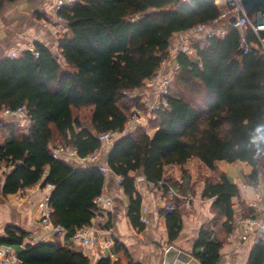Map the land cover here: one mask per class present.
Masks as SVG:
<instances>
[{
  "label": "trees",
  "instance_id": "1",
  "mask_svg": "<svg viewBox=\"0 0 264 264\" xmlns=\"http://www.w3.org/2000/svg\"><path fill=\"white\" fill-rule=\"evenodd\" d=\"M5 1L14 0H0V7ZM61 13L66 31L57 40L58 52L35 42L38 56L24 50L0 60V109L23 106L29 121L26 126L0 122L4 195L37 183L50 184V219L67 230L65 237L90 226L105 174L97 165L75 168L53 158L52 151L62 144L85 157L101 149L98 135L107 131L122 133L113 141L106 165L121 177L128 197L127 217L137 230L145 225L135 174L161 183L168 196L169 187L177 192L178 183L164 176V167L197 157L210 169L222 160L247 162L252 166L250 180L256 181L257 172L264 169V144L254 145L251 137L257 126L264 125V55L253 48L243 53L231 23L223 24V37L194 43V58L175 53L179 70L162 95L167 106L151 111L152 135L123 132L131 106H143L129 92L141 88L172 57L168 50L174 45V34L189 33L218 16L214 0H77ZM247 39L258 42L251 29ZM84 106L91 107V128L79 117ZM237 195L236 185L224 174L205 181L202 197L213 199L226 232L233 229ZM167 200L173 207L162 213L172 242L182 228L181 199ZM27 237L28 232L14 225H8L0 237V244L22 246L17 252L19 264H90L89 257L58 238L32 244ZM262 240L248 264L264 263ZM221 247L213 230L202 228L192 255L201 264H218ZM118 249L115 242L114 251ZM95 264L121 263L102 256Z\"/></svg>",
  "mask_w": 264,
  "mask_h": 264
},
{
  "label": "crops",
  "instance_id": "2",
  "mask_svg": "<svg viewBox=\"0 0 264 264\" xmlns=\"http://www.w3.org/2000/svg\"><path fill=\"white\" fill-rule=\"evenodd\" d=\"M53 0H14L5 1L0 7V60L9 57L12 51L21 53L24 50H33L35 42H40L47 48L57 52V38L50 27L44 22L52 16ZM250 17L256 20L255 13ZM174 34L177 37L174 45L178 43L182 34ZM196 43L203 45V37L193 31L190 33ZM174 40V39H173ZM174 45L168 50L172 57L167 59L160 69V76L152 89L142 98L153 101L161 90L162 81L173 74L176 63ZM162 80V81H161ZM91 108V107H90ZM0 122H15L20 126L29 124L28 119L0 116ZM89 128V125H86ZM140 129L130 126L124 133H135ZM153 131L149 134L152 135ZM0 133V142L3 141ZM112 144L105 145L99 152L98 166L106 165L107 153ZM57 145V144H56ZM75 168L95 166L92 164L82 165L72 158H62ZM200 168L201 172H197ZM6 169H3V171ZM252 166L247 162L218 161L215 169H210L197 157H191L185 164H169L164 167V176L178 183L177 193L180 203L182 228L172 242H169V234L166 226V215L162 210L168 203L161 183L154 184L142 174H135V186L141 195V220L144 229L137 230L132 226L127 217L128 197L123 192L114 173L105 174V182L102 193L111 198V204L97 210L92 219V232L101 240L111 238L113 244L106 248L91 245L87 249V257L90 264H95L102 257H110L113 261L118 260L121 264H163L166 251L169 247H175L192 255V251L202 228L213 230L215 236L222 242L220 259L218 264H248L250 254L255 246L262 240L261 227L248 226L243 222H237L245 218H260L264 227V215L255 211L249 205V201L256 200V193L264 194V186L258 187L254 180H250ZM224 174L236 185L238 195L233 198L234 223L233 229L226 232L222 227L224 218H219L213 208V199L202 197L206 179L218 180ZM3 177L0 178V237L5 235L8 225L17 226L28 232L26 241L39 239L45 236L43 228L38 223V206L51 189L42 187L41 183L26 187L23 191L4 195L2 192ZM170 199V198H169ZM172 203L171 201H169ZM173 204V203H172ZM247 207L250 209L249 213ZM248 213V214H247ZM56 238L61 243L69 244L76 251L81 252L77 243L67 242L62 237H47L45 241H54ZM264 241V240H262ZM115 242L120 249L114 251ZM1 245V244H0ZM22 246H13L17 253ZM193 256V255H192ZM197 260V259H196ZM200 263V261L197 260ZM191 264H196L192 262ZM264 264V263H263Z\"/></svg>",
  "mask_w": 264,
  "mask_h": 264
},
{
  "label": "built area",
  "instance_id": "3",
  "mask_svg": "<svg viewBox=\"0 0 264 264\" xmlns=\"http://www.w3.org/2000/svg\"><path fill=\"white\" fill-rule=\"evenodd\" d=\"M77 0H53V7H52V16L49 20L44 22L46 27H50L53 29L54 34L57 38L63 36L66 31V21L64 16L62 15L61 11L72 4ZM183 1H190V0H183ZM215 4L219 9L218 16L213 19L211 23H200L197 24L193 28V32L196 34H201L203 40L210 37H223L225 35V30L223 24L229 23L230 17H235L234 22L231 24L237 29L239 36H240V48L242 49L243 53H247L252 48L256 49L260 52V54L264 55V37H262L261 32H264V6L261 10L255 12L256 20H253L245 10L242 5V0H214ZM252 30L258 42H249L247 39V32L248 30ZM194 37L186 34V36H182L178 41L177 46L173 48L176 52H183L191 59L195 57V49L193 47L194 43H196ZM170 49V48H169ZM34 51V49L32 50ZM58 52V50H57ZM17 51H12L10 53V57L18 56ZM34 54L38 56V52L34 51ZM163 61L162 64H164ZM179 70V65L175 63L173 68V73ZM158 71L155 77H158ZM153 78V77H152ZM170 77H166L163 79V84L161 90H159L158 98L153 101H149L148 99L143 101L144 106L152 111L159 109L161 107H166L167 104L165 100L162 99V95L165 91V87L170 80ZM143 110L139 109L136 106L131 114L129 115L126 123H125V130L130 126H134L135 128H141V132L145 134H150L151 129L148 127V119L144 116ZM0 116H10L25 119V109L23 106H19L15 109L11 108H2L0 109ZM125 130L123 132H125ZM122 133L119 131H107L98 135V139L101 141V149L108 144L113 143V141L118 138ZM100 149V150H101ZM100 150L87 155L85 157H81L78 155V152L75 148L67 145L57 144L55 145L52 151V157L56 159L62 158H72L75 159L78 163L84 165L85 164H92L96 165L99 160V152ZM99 170L106 174L108 172H112L107 165H98ZM118 183L121 182V177L116 175ZM258 187L264 186V169L259 170L256 174V183ZM46 189H51L52 186L47 184L45 186ZM23 191V189L19 190ZM178 196V193L171 187L168 190V197L170 199ZM94 203L97 206V210L101 209L105 205L111 204V198L105 193H101L94 199ZM249 205L255 209V211L262 213L264 215V194L262 192L256 193V200L249 201ZM172 203L168 202L166 204V209H171ZM51 208L49 206V195H46L42 202L38 206L37 217L38 223L43 228L45 232V236L39 239H31L29 242L32 244L37 242L45 241L47 237H62L67 240V242L77 243V246L81 249V253L87 256V249L91 245H97L99 248H106L113 244L111 238H106L101 240L98 235H95L92 232L91 226H83L81 228L76 229L72 236L68 239L65 237L67 230L60 226L54 224L50 219ZM237 222H243L248 226L255 225L261 227L262 237L263 239V232L264 227L261 225L260 218H245L243 220H238ZM20 261L17 258V253L15 252L12 245L8 244H1L0 245V264H19Z\"/></svg>",
  "mask_w": 264,
  "mask_h": 264
},
{
  "label": "rangeland",
  "instance_id": "4",
  "mask_svg": "<svg viewBox=\"0 0 264 264\" xmlns=\"http://www.w3.org/2000/svg\"><path fill=\"white\" fill-rule=\"evenodd\" d=\"M182 35H183V36H184V35L186 36V33H184V34H182ZM189 35H190V33H189ZM173 39H174V40H173ZM176 39H177V37L174 36V37L172 38V40H173L172 43H175V40H176ZM194 39H195V38H194ZM193 41H195V40H193ZM177 44H178V43H177ZM177 44L174 45V47L177 46ZM161 68H162V65H161L160 69H161ZM160 69H159L158 71H160ZM174 75H175V73H173V74L171 73V76H167V77H170L171 79H173ZM159 76H160V73H158V77H157V78L154 76L153 78L147 80V81L145 82V84H144L141 88L134 89V90H132L131 92H129V96H130V97H133L134 99H136L137 101H139V102L143 105L142 107H139L138 105L134 104V105L131 106L130 111L132 112L133 109H134L136 106H138L139 109L143 110L142 112H143L144 116L146 117V119H148V127L151 129V130H150L151 132H152L153 129L155 128L154 125H152L151 122H150V119H151L150 117H151L152 112H151L150 110H148V109L144 106L143 102H141V101H142L141 99L144 98V97H146L147 93H149V92L151 91V89H152V85H154V84L157 82ZM171 79H170V80H171ZM161 81H162V80H161ZM161 83L163 84V81H162ZM158 96H159V95H157V97H156L155 99H153V100H156V99L158 98ZM145 100H146V99H145ZM130 114H131V113H130ZM90 115H91V108H90V106H84V107H82V108L79 110V117H80V119H81V121H82V123H83L84 125H89V124H90ZM128 117H129V116H128ZM17 119L22 120L21 118H17ZM133 127H134V126H133ZM139 129H140V133H142V132H141V128H139ZM197 172H198V173L201 172V171H200V168L197 169Z\"/></svg>",
  "mask_w": 264,
  "mask_h": 264
},
{
  "label": "water",
  "instance_id": "5",
  "mask_svg": "<svg viewBox=\"0 0 264 264\" xmlns=\"http://www.w3.org/2000/svg\"><path fill=\"white\" fill-rule=\"evenodd\" d=\"M242 5L245 8L246 12L248 14H251L253 11H255L257 7L264 6V0H242ZM234 20V16L230 17L229 23L234 22ZM192 262H195L196 264H201L197 262L196 258L191 254L179 250L175 247H169L166 251L163 264H191Z\"/></svg>",
  "mask_w": 264,
  "mask_h": 264
},
{
  "label": "clouds",
  "instance_id": "6",
  "mask_svg": "<svg viewBox=\"0 0 264 264\" xmlns=\"http://www.w3.org/2000/svg\"><path fill=\"white\" fill-rule=\"evenodd\" d=\"M254 133L255 134L251 137V142L257 146H259L260 144H264V125L257 126L254 129Z\"/></svg>",
  "mask_w": 264,
  "mask_h": 264
}]
</instances>
